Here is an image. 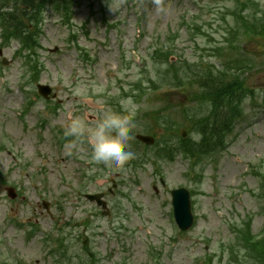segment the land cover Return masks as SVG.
Instances as JSON below:
<instances>
[{
  "label": "rangeland",
  "instance_id": "obj_1",
  "mask_svg": "<svg viewBox=\"0 0 264 264\" xmlns=\"http://www.w3.org/2000/svg\"><path fill=\"white\" fill-rule=\"evenodd\" d=\"M255 1L260 8L264 9V0ZM90 2L93 3V0H80V6L75 9L71 20L73 24L71 31L74 30L79 36L78 45L89 55L92 64L83 62L78 56V51L68 43L67 39L71 31L60 23V16L50 10L44 14L40 38L41 50L38 52L39 62L43 69L39 80L41 83L51 86L59 99L66 102L61 106L63 114L57 121L64 125L56 124L63 130L67 112L80 107L83 98L88 97L93 100L95 105L101 106V103L107 100L105 96L109 98L114 97V94L117 96L120 85L127 88L128 84L140 79L141 72L144 70L148 72L147 75L150 78H154L155 72L159 71L164 72L165 78L167 74L165 71L169 63H173L178 72L195 70V64L200 62L213 64L215 70L221 67L220 62L211 57L214 56L216 49L224 40L223 31L229 33L227 27L231 26L232 18L228 9L233 6L232 0H164L166 9L164 14L156 11L152 0H120L117 13L110 12L108 8L101 12L100 5L94 2L93 15H91ZM82 26L85 28L82 29ZM82 32H87L88 37H84ZM260 43L259 41L247 43L245 50L254 53L259 48L261 56L262 46L260 47ZM166 45L174 52L171 56L173 60L165 63V67L164 62L162 66L155 65L149 58V54L153 47ZM53 47L58 48L54 54L48 51ZM15 48H17L16 44L5 48L7 59H10ZM122 55L128 62L129 68L124 69L125 66L121 61ZM120 70L123 71L120 72ZM27 79L28 73L22 70L19 60L13 62L8 68H4L3 74H0V115L8 114L7 119L0 118V129L1 124L7 122H10L9 125H13L11 132L16 142H12V151L18 156L19 163L28 160L39 163L35 159V149L26 142L27 135L35 134L38 115L30 117L29 130L24 132L16 121L13 109L7 107L8 99L4 98L6 87L12 91L13 98H19L14 90L20 84H24ZM246 83L251 87L255 84L259 86L256 88L255 102L247 101L243 104V122L237 125L233 135L228 137L225 151L213 155L205 162L204 177L200 185L188 186V180L184 177L188 162L182 158H176L171 163L164 162L159 165L161 170L164 167V216L162 215L163 210L160 208V200L153 196L142 195L135 196L132 200L125 199L124 201L120 197L111 200L118 203V207L122 210V218L112 220L100 216L92 220V224L89 229L87 228L85 234L90 238L98 264L122 263L119 259L122 256L119 255L113 259L104 260V251L117 244L128 250L122 257L125 259L122 264H144L147 260L148 247L156 245L153 238L148 237L150 234H164L165 240L172 234L176 236L170 216L169 192L178 187H194V190L198 192L193 197V212L197 217V222L195 228L188 234V240L181 238L177 242L172 259L173 264H195L194 260L198 256H203L204 245H194L192 239L208 240L210 251H216L219 243L226 244L229 241L227 237L229 224L238 223L246 215L252 216V231L259 232L264 218L258 214V211L264 202L262 199L253 197L249 192L260 193V182L250 171L255 168L264 172V72L252 73L247 77ZM137 91L141 96L146 94L141 97L142 103L137 107V111L141 113L157 110L162 106L160 101L163 97L166 101H172L167 109L175 108L176 103L184 101L182 94L177 93V89L167 85L155 93L147 94L142 88ZM75 98L78 101L77 105L73 102ZM114 98L118 100L117 97ZM116 100L112 99L110 102ZM3 108L9 112H4ZM109 109L115 111L112 106H107L102 110L94 108L88 113L93 115L95 120H87L83 116L81 118L89 125H94ZM193 109L198 108L196 105H192L188 112ZM137 120L135 114L134 121ZM140 124L141 122H139V126L132 129V131H136L135 134L144 132L145 124ZM21 135H25L26 138ZM68 146L69 144L56 152L55 150L47 151L45 146L41 147V152L48 157L47 161H49L48 164L47 161L43 164L51 171L43 176L44 181L42 177L34 179L38 190L26 187V201L18 207V212H13L15 218L25 227H27L25 223L28 218H37L41 231L39 237L29 243L23 240L22 233L13 228L9 217L11 214L10 205L4 201L0 193V264H54L47 255V248H44V234L57 238L60 234L56 236V228L64 227L66 222H69L70 225L63 229L65 232L69 231L71 225H74V229L70 230L73 231L72 237H69L70 254L88 261L81 250V241L76 238L77 235L84 233V228L83 225L77 223L81 222L83 216L94 211L93 207L85 204L82 198L76 199V192L78 189L84 190L83 193H95L99 190L95 188L96 185L93 182L85 188L83 186L76 187L80 184L78 181L81 178L79 170L87 169L89 145L83 143L72 149L71 152L75 153L73 154L76 155L75 158L68 154ZM136 154L137 156L147 154L150 159L136 168L132 165L130 168L122 170L106 169L110 171V176L121 172L125 177L123 183L126 184V178L131 176L130 169L132 173L143 179L142 184L147 185L149 180L152 181L155 177V165L151 154L142 148L136 150ZM236 155L242 156L239 163L235 162ZM3 158L4 154H0V167ZM8 161L11 160L8 159ZM7 166L11 165L5 167ZM17 175L18 171L15 170L9 181H18ZM100 175H103L102 178L105 179L104 173ZM38 180H40V185L36 184ZM61 181H66L71 186L64 185ZM41 188L50 193L48 198L52 217L47 216L39 206L40 198L38 196L42 193ZM130 190L135 192L133 187ZM45 195H47L46 192ZM32 212H34L33 217H31ZM120 223L124 229L119 233V241L116 243L109 239L105 240L102 235L105 233L112 237V232L109 231L110 227H117Z\"/></svg>",
  "mask_w": 264,
  "mask_h": 264
},
{
  "label": "clouds",
  "instance_id": "obj_2",
  "mask_svg": "<svg viewBox=\"0 0 264 264\" xmlns=\"http://www.w3.org/2000/svg\"><path fill=\"white\" fill-rule=\"evenodd\" d=\"M105 2L110 12H118L120 0ZM152 4L158 13L166 12L164 0H152ZM120 104V111L107 110L94 125H89L83 118L76 116L64 128V137L71 138L69 155L80 144L89 145L87 162L91 166L90 172L100 166L110 170H122L135 159V153L130 150V141L133 139L131 131L135 126L137 107L130 98L122 100Z\"/></svg>",
  "mask_w": 264,
  "mask_h": 264
},
{
  "label": "water",
  "instance_id": "obj_3",
  "mask_svg": "<svg viewBox=\"0 0 264 264\" xmlns=\"http://www.w3.org/2000/svg\"><path fill=\"white\" fill-rule=\"evenodd\" d=\"M174 205L176 207V211L178 214V218L181 219V217L187 218V204L185 200V196L183 195L181 198L174 201Z\"/></svg>",
  "mask_w": 264,
  "mask_h": 264
},
{
  "label": "trees",
  "instance_id": "obj_4",
  "mask_svg": "<svg viewBox=\"0 0 264 264\" xmlns=\"http://www.w3.org/2000/svg\"><path fill=\"white\" fill-rule=\"evenodd\" d=\"M68 11H69V6H66L65 13H67ZM238 14H239V13H238ZM250 19L256 21L257 23H259L258 20L262 21L263 23L260 22V26H261V29H264V19H263V18H261V17L257 18V16H252V17H249V16H248V18H247V20H246V23L249 24V25H252V24L249 22ZM262 35L264 36V32H263ZM239 68H240V69H245V68H249V66L244 65L243 67L240 66Z\"/></svg>",
  "mask_w": 264,
  "mask_h": 264
}]
</instances>
